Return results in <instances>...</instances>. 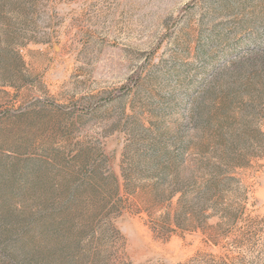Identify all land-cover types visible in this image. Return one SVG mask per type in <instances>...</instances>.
I'll use <instances>...</instances> for the list:
<instances>
[{
	"label": "rangeland",
	"instance_id": "1",
	"mask_svg": "<svg viewBox=\"0 0 264 264\" xmlns=\"http://www.w3.org/2000/svg\"><path fill=\"white\" fill-rule=\"evenodd\" d=\"M0 264H264V0H0Z\"/></svg>",
	"mask_w": 264,
	"mask_h": 264
}]
</instances>
